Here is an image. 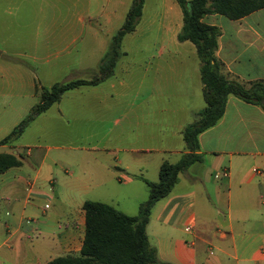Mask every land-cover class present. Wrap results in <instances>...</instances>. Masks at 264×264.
<instances>
[{"label": "crops", "instance_id": "1", "mask_svg": "<svg viewBox=\"0 0 264 264\" xmlns=\"http://www.w3.org/2000/svg\"><path fill=\"white\" fill-rule=\"evenodd\" d=\"M52 1L69 14L48 16L37 26L25 53L30 61L10 51L9 66H0V74L16 76L0 84L2 92L9 88V95H0V142L40 103L43 88L97 77L129 12L128 0H106L111 8L99 13L103 0ZM117 7L120 16L113 13ZM203 21L221 30L217 57L229 77L246 85L264 82V9L237 21L222 15ZM182 27L177 0H145L114 74L65 93L19 139L0 146V153L23 162L0 174V214L8 217L0 252L15 254V264L78 255L86 201L116 198L108 205L128 215L120 205L128 196L124 189L142 198L145 186L149 194L146 181H159L164 162L175 164L188 153L184 131L207 103L196 48L178 40ZM152 35L158 47L146 45ZM199 141L203 160L180 174L172 193L153 208L149 243L165 264H264V111L230 97L222 120Z\"/></svg>", "mask_w": 264, "mask_h": 264}, {"label": "trees", "instance_id": "2", "mask_svg": "<svg viewBox=\"0 0 264 264\" xmlns=\"http://www.w3.org/2000/svg\"><path fill=\"white\" fill-rule=\"evenodd\" d=\"M183 12V27L178 35L181 43H192L201 62V78L207 103L195 121L184 131L188 153L171 164L164 162L160 168L159 182L146 181L149 198L142 203L137 216H129L108 204L86 201V236L78 255H67L47 264H165L158 259L156 248L151 246L147 227L155 205L168 197L179 182L180 174L188 171L195 163L203 160L199 137L215 127L224 117L230 97L256 105L264 111V82L249 85L231 79L225 64L217 57L221 30L206 24L209 15H222L230 20H241L264 9V0H177ZM145 0H133L122 27L111 39L108 52L104 56L98 75L92 81L76 80L43 88L41 101L30 114L0 142V146L10 144L25 132L27 127L61 97L80 86L97 85L114 74L122 56L124 38L133 33L142 16ZM23 162L11 153H0V174L12 168L21 167Z\"/></svg>", "mask_w": 264, "mask_h": 264}, {"label": "rangeland", "instance_id": "3", "mask_svg": "<svg viewBox=\"0 0 264 264\" xmlns=\"http://www.w3.org/2000/svg\"><path fill=\"white\" fill-rule=\"evenodd\" d=\"M117 2V0H113ZM120 1V0H119ZM133 0H128V9H130ZM52 0H0V52H5V54L0 57V66H9L10 60L8 57L10 56V51H17L21 54H24L21 59L24 61H30L29 58L31 55H26L25 53H30L31 50L29 49L30 44L33 42V34L36 32L37 26L43 22V20L48 16H55L60 17L61 15L69 14L67 12L70 8L64 7H56L52 5ZM103 3H98L97 11L99 13L100 10L106 4V0L102 1ZM51 3V4H50ZM105 3V4H104ZM108 7V6H107ZM106 8V7H104ZM109 8H106L109 10ZM72 9V8H71ZM149 11L152 12V5L149 6ZM104 10V9H103ZM128 10H124V17L126 18ZM150 12V13H151ZM154 12V11H153ZM115 16H120L122 11V7H117V10L113 11ZM153 27L152 32L155 31L156 33L159 31V24L154 23L151 24ZM165 26L162 28L161 31H165ZM166 32V31H165ZM154 33V32H153ZM145 42V40H143ZM145 45V44H144ZM147 46H155L158 47L160 45L159 41L156 40L155 36H151L146 40ZM11 78L16 79L15 74L13 73H3L0 74V84L1 82H5V84L10 85ZM7 88V87H6ZM2 92V88L0 87V95ZM3 95H9V88L6 91L2 92ZM1 102V98H0ZM4 104L0 103V106ZM6 106H10V103H6ZM5 123V119H0V128ZM0 151H2L0 149ZM159 182V181H157ZM145 186V185H144ZM145 194L142 198H134V192L131 187L129 189H124V198L121 199L120 205L128 215L137 216L139 213L140 203L142 201L148 200L149 194L147 186L144 187ZM129 190V191H127ZM47 202L41 201L40 207L44 208V205ZM107 204H114L116 205L117 199L116 198H109L105 199ZM42 218V217H41ZM33 219V218H30ZM8 220V217L5 215L1 216L0 214V224L2 225V229L0 232V245L7 240V232L5 228V221ZM43 220V219H41ZM36 221V220H34ZM68 222V219L65 220ZM33 225V224H32ZM7 248H3L0 252V261L2 258L9 259L10 264H15L13 258H15V254L11 256L6 255ZM1 264V263H0Z\"/></svg>", "mask_w": 264, "mask_h": 264}, {"label": "built area", "instance_id": "4", "mask_svg": "<svg viewBox=\"0 0 264 264\" xmlns=\"http://www.w3.org/2000/svg\"><path fill=\"white\" fill-rule=\"evenodd\" d=\"M223 176H224V177H227V176H228V173H224Z\"/></svg>", "mask_w": 264, "mask_h": 264}]
</instances>
